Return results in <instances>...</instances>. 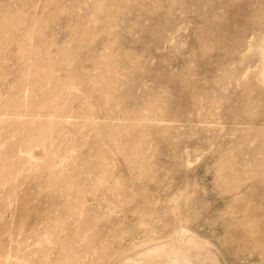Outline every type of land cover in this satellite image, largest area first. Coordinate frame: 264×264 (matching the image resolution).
I'll list each match as a JSON object with an SVG mask.
<instances>
[{"label": "rangeland", "instance_id": "1", "mask_svg": "<svg viewBox=\"0 0 264 264\" xmlns=\"http://www.w3.org/2000/svg\"><path fill=\"white\" fill-rule=\"evenodd\" d=\"M193 242L264 264V0H0V264Z\"/></svg>", "mask_w": 264, "mask_h": 264}, {"label": "bare ground", "instance_id": "2", "mask_svg": "<svg viewBox=\"0 0 264 264\" xmlns=\"http://www.w3.org/2000/svg\"><path fill=\"white\" fill-rule=\"evenodd\" d=\"M200 249L201 258L198 257V259L202 260L201 263L214 264L211 256L205 257L206 255L202 252L201 245L197 244V242L177 249L169 248L168 245L163 244L140 252L133 257H121L117 264H198V261L196 262L194 258L198 256Z\"/></svg>", "mask_w": 264, "mask_h": 264}]
</instances>
